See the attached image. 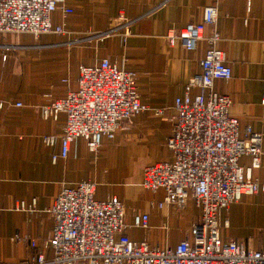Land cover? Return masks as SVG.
<instances>
[{
    "label": "crops",
    "instance_id": "1",
    "mask_svg": "<svg viewBox=\"0 0 264 264\" xmlns=\"http://www.w3.org/2000/svg\"><path fill=\"white\" fill-rule=\"evenodd\" d=\"M207 4H215L216 46L231 71L227 79L215 78L212 87L229 96L228 112L237 118L239 136L247 125L262 133L259 163L250 175L264 179V0H63L70 11L58 6L49 19L64 32L37 38L26 31L0 32V99L11 103L0 107V264L23 263L36 251L51 255L44 243L53 223L47 209L61 185L82 179L94 182L95 198L115 195L121 200L127 238L158 247L190 238L201 212L194 200L187 195L180 206H158L164 188H146L140 180L145 165L171 159L165 141L173 99L199 72L206 48L204 38L186 50L178 40L169 44L165 34L200 20ZM109 27L116 30L102 39L69 42ZM103 57L135 72L139 99L148 108L120 121L112 137H101L96 151H88L83 137L76 136L66 156L52 161L50 154L60 152L65 116L60 111L54 118L43 117L41 105L76 87L79 65ZM198 92L195 86L188 90L189 96ZM47 134L55 136L52 145L43 142ZM250 162L246 153L237 158L242 166ZM142 213L147 214L145 225H134L133 216ZM217 220L222 242L235 239L245 247L264 248V191L242 193L219 209Z\"/></svg>",
    "mask_w": 264,
    "mask_h": 264
},
{
    "label": "built area",
    "instance_id": "2",
    "mask_svg": "<svg viewBox=\"0 0 264 264\" xmlns=\"http://www.w3.org/2000/svg\"><path fill=\"white\" fill-rule=\"evenodd\" d=\"M62 2L0 0V32L26 31L35 38L44 32L62 33L63 27L52 25L49 19L50 12L58 6L63 12L70 11ZM215 21V4H207L202 7L200 20L188 21L165 34L169 44L178 40L186 50L204 38L206 48L199 60V72L187 79L183 94L173 99V122L165 141L171 159L145 165L140 180L143 187L164 188L165 195L158 206L165 202L180 206L187 195L194 200L201 212L199 220L190 227V238L173 247L127 238L122 233L121 200L115 195L95 198L94 182L82 179L74 185H61L47 209L53 223L44 243L51 255L36 251L20 264H264V248L245 247L235 239L222 242L219 237V209L242 193L264 191V179L250 175V169L259 163L262 133L247 125L239 136L237 118L228 112L229 96L212 87L215 78L227 79L231 75L216 46L219 34ZM115 30L116 27H109L69 42L99 40ZM193 86L199 92L189 96L188 90ZM6 103L0 99V107ZM260 103L264 104V92ZM146 108L139 99L134 71L120 68L106 57L92 65H79L76 87L41 105L43 117L54 118L60 111L65 116L60 152H52L51 160L57 155L65 157L69 142L76 136L83 137L88 151H96L102 136L112 137L120 121L129 120ZM42 139L52 145L55 136L47 134ZM244 153L251 158L248 166L237 163L238 156ZM146 217V213L135 214L133 224L144 226ZM14 237L18 238L19 233L15 232Z\"/></svg>",
    "mask_w": 264,
    "mask_h": 264
}]
</instances>
